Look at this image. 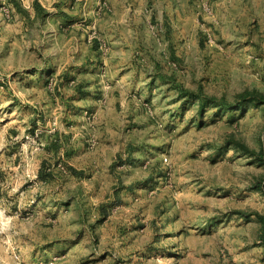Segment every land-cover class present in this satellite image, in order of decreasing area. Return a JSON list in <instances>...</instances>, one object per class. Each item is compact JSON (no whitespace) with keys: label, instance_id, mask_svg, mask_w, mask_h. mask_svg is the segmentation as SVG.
<instances>
[{"label":"rangeland","instance_id":"374dc122","mask_svg":"<svg viewBox=\"0 0 264 264\" xmlns=\"http://www.w3.org/2000/svg\"><path fill=\"white\" fill-rule=\"evenodd\" d=\"M0 212V264H264V0H0Z\"/></svg>","mask_w":264,"mask_h":264},{"label":"crops","instance_id":"0c3cea01","mask_svg":"<svg viewBox=\"0 0 264 264\" xmlns=\"http://www.w3.org/2000/svg\"><path fill=\"white\" fill-rule=\"evenodd\" d=\"M65 136V135H64ZM73 159V162H72V164L76 167V168H89V169H92V168H96L98 165L94 162V161H88V159L86 158V160L83 162V164L84 165H77L78 163V161H77V159H75V156L74 157H72ZM97 171H99V169H97Z\"/></svg>","mask_w":264,"mask_h":264},{"label":"clouds","instance_id":"9594fccd","mask_svg":"<svg viewBox=\"0 0 264 264\" xmlns=\"http://www.w3.org/2000/svg\"><path fill=\"white\" fill-rule=\"evenodd\" d=\"M2 218H3V213L0 212V220H2Z\"/></svg>","mask_w":264,"mask_h":264},{"label":"trees","instance_id":"16d2710c","mask_svg":"<svg viewBox=\"0 0 264 264\" xmlns=\"http://www.w3.org/2000/svg\"><path fill=\"white\" fill-rule=\"evenodd\" d=\"M261 218H262V222L264 223V215H262Z\"/></svg>","mask_w":264,"mask_h":264}]
</instances>
